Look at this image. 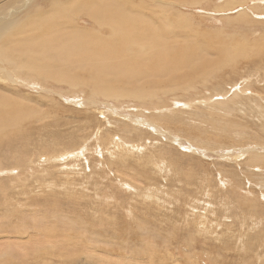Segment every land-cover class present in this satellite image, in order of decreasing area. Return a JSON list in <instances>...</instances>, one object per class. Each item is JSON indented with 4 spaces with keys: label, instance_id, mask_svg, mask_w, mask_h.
<instances>
[{
    "label": "rangeland",
    "instance_id": "rangeland-1",
    "mask_svg": "<svg viewBox=\"0 0 264 264\" xmlns=\"http://www.w3.org/2000/svg\"><path fill=\"white\" fill-rule=\"evenodd\" d=\"M44 1L36 0L35 5L44 6ZM201 3L187 7L184 14L191 18L188 29L195 32L196 37L191 36L197 39V44L202 49L211 47L208 54L202 53L208 56L210 66L206 67L210 69L187 72L183 79L176 80L183 85L193 83L190 89L184 86L176 90L175 86L167 87L171 81L167 86L161 82L169 92L158 93L154 100H159L157 105L162 110L156 113L171 118L170 124H162L167 138L121 117L139 115L138 118L145 119L149 114L140 113L145 102L108 101L91 94L87 85L75 90L63 82L43 80L36 75L31 80L21 79L34 87L19 86L16 91L8 86L0 88V93L28 104L32 110H25L23 104L24 112L34 115L16 128L0 132V172L18 167L11 173H0V264H264V176L259 175L258 169L252 171L254 176L246 171L244 163L251 154L241 158L242 152L237 151L232 154L237 158L234 162L223 157L231 151L232 139L241 144L237 139L243 133L222 134V129H215L210 120L213 116L222 117L220 120L225 122L250 124L245 129L251 134L252 129L264 123V0H201ZM88 24L86 19L84 26L89 27ZM216 46L221 47L226 57L218 54ZM248 78L251 80L246 84ZM245 88L250 92L243 95ZM89 96L98 98L95 108L84 107ZM108 102L112 107L107 106ZM218 102H228V107L235 108L233 114L224 111ZM139 105L140 111L136 110ZM146 107L144 112H153L150 105ZM250 108L254 111L252 115L247 114ZM136 111L139 113H133ZM123 124L138 129L132 133L139 135L137 140L142 137L145 143L151 139L152 145L140 154L148 156L160 148L168 150V161L173 164L170 173H161L152 166L144 168L138 164V154L126 163L120 160L114 165L104 152L100 161V156L92 151L96 136L100 138L109 129L115 134ZM192 133L199 135L196 138L199 142L190 138ZM84 137L89 151L79 158L80 166H84L83 176L66 170L72 166V158L56 164L49 161L55 152L60 153L73 142L80 143ZM202 137L211 141L210 146L202 140L201 144ZM250 146L256 145L246 141V148ZM86 166L90 167L88 171L84 169ZM220 173H234L230 175L236 182L235 186L231 184L233 189L228 183L225 189L220 187L218 181L223 176ZM47 176L56 183L53 190L39 188L44 182L42 177ZM67 179L69 186L65 184ZM118 179L141 189L151 185L149 189L161 199L159 205L140 201L135 205L130 197L133 191L119 185ZM72 180L76 182L72 184ZM100 192L104 202L95 199ZM109 195L114 199L105 203ZM225 203H230L229 212L222 207ZM132 206L135 209L130 214L127 208ZM200 215L204 224L196 225L194 220Z\"/></svg>",
    "mask_w": 264,
    "mask_h": 264
},
{
    "label": "bare ground",
    "instance_id": "bare-ground-1",
    "mask_svg": "<svg viewBox=\"0 0 264 264\" xmlns=\"http://www.w3.org/2000/svg\"><path fill=\"white\" fill-rule=\"evenodd\" d=\"M35 2L36 0H0V88L8 86L15 90V88H20L19 86L34 87V85L27 84L26 81L21 79L31 80L36 78L34 77V75H36L41 79L43 78V80L51 79L58 83L63 82L75 90L83 84L87 85L91 90V94L98 95L100 98L103 97L108 101L114 100L116 102H124L125 100H136L140 104L145 102L146 105H150L153 108V112H144L147 110L146 105L143 109L140 105L136 109L138 111L142 109L140 113L144 115L149 114L143 117L145 119H140L138 118L139 115L132 114V118L128 115H122L121 117H126L129 121L136 122L138 125H145L149 127V129L155 130L157 135L165 137L168 132L163 131L165 129L162 124L164 122L165 124H170L171 118L156 113L160 110L159 107L161 106L157 105L158 99L157 101L154 100V96L156 97L158 93L162 91L169 92L167 88L164 89L161 82L167 86L169 81H171L170 85L167 87L175 86L176 90L184 88V86L190 89L193 83L190 84V82H185L187 85H183L182 83L178 84L176 80L183 79V77L187 75V72L195 73L197 71L200 72L201 69L205 70L209 68L206 67L210 64L208 56H204L205 54L202 53L206 51V54H208V52L212 51L211 47L208 45L205 49H202L197 44L195 32L193 33L192 30L188 29V25H190L188 22L191 18L184 14V10L187 7L201 5V0H45L44 6L41 4L36 6ZM228 2L230 3V1ZM245 18L246 16L243 17V19ZM86 19L89 20V27L84 26ZM216 48L218 49L219 55H224L221 47L216 46ZM201 49V54L196 58V54ZM238 50L240 53L242 52L241 48H238ZM224 57L226 56L224 55ZM239 57H242V55L237 58ZM228 59L231 58L229 57ZM228 59H225L226 64L228 63L227 61H229ZM210 62L212 63V60H210ZM250 80L251 78L246 79V84H248ZM246 89L247 88L243 91V95L250 92V90ZM57 93L59 94L60 92H56V94ZM236 95L239 94L236 93ZM60 97L63 98L61 95ZM96 99L89 96L84 101V107L89 106L95 108V106H97ZM255 100L256 99H254V101ZM75 103L77 104V101ZM23 104L25 103L17 102L11 97L0 93V132L7 128H16L23 122L34 117L32 113L27 114L24 112L22 108ZM228 104V102H218L217 105L222 106L224 111L228 113L235 109L228 107ZM255 104L257 105V103ZM108 105L112 107V103L108 102L107 106ZM261 108L263 110L262 106ZM92 109L93 108H91V110ZM25 110L32 109H30L28 104H25ZM253 112L254 111L250 108L247 114L252 115ZM133 113L139 112L136 111ZM256 113H258V111ZM210 118L214 123L215 129H222V134L226 133V131H231L232 133L241 131L243 133L242 136L237 139L242 141L241 144L237 142L235 138L232 139V142H234L232 143L230 141L231 143L229 146V150L231 151L226 153V156L223 155V157L226 160L228 159L234 162L237 158L235 159V157H232V154L237 151L242 152L241 158L246 156V154H251V157L246 161L247 163H244L246 165V171H248L250 176H254L256 174L252 171L258 169L261 172L259 175L264 176V123H262L260 127H257V129H252V127L251 132L254 134H251L250 131L247 133V127H250V124L249 126L247 124H241L240 122L239 124L235 121L225 122L222 119L220 120L222 117L214 118L212 116ZM234 126L240 128L235 129ZM159 129L161 131H159ZM136 130L138 129L136 128ZM136 130L129 127L127 124H123V127L118 129L115 134L112 129H109L108 132H105L100 138L96 136L95 140L97 142L95 147L92 148V151L94 149L95 153L100 156V161L102 160L101 153L104 154V152H106L114 165L115 162L118 164L120 160L126 163L130 157L138 154L139 157L136 158L138 164L144 168L152 166L155 169H159L161 173H170L172 170L171 165L173 166V164L168 161L170 159L167 153L168 150L166 151L165 149L158 148L159 150L157 153H150L148 156L142 155L143 153L140 154L144 148L146 149L147 146L151 144V139L146 140L145 143L142 137L137 140L139 135L134 134L135 136H132V133H135ZM189 136L195 142H199L196 141L199 135L195 136L192 133ZM84 138L85 139L82 138L80 143L73 142L68 148H63L60 153L55 152V156L49 158V161L52 160L50 162H55L54 164H56L57 162H64L66 159L72 158V160H74L72 166L70 168L67 167L68 169L66 170L72 172L74 175L83 176L81 171L84 166H80L79 158H84L89 151L86 145L88 140L86 137ZM201 140L205 141L209 144L208 146H210L211 141L208 140L207 142L205 137H202L200 141ZM248 140L252 145L254 144L256 146L246 148V141ZM203 143L204 142L201 144ZM199 147H202V145ZM205 148H207V146ZM69 149L72 150V152L66 151ZM252 153L255 154L252 155ZM31 163L32 161H30V164ZM119 164V169L122 170V164ZM40 165L41 164H39V166ZM84 169L88 171L90 167L86 166ZM16 170H18V167L5 169L0 173H11ZM108 171L111 175L112 170L109 169ZM108 171L104 173L107 174ZM177 173L180 174V172ZM234 173H220V175H223L218 181L221 188L225 189L228 183V186L230 184L231 189H233L231 184L235 186L236 182L234 178H230V175L232 177ZM86 175L89 176L90 174ZM47 177H42L44 182L39 188L42 187L53 190L52 188L55 187L56 183L54 180ZM148 179L153 180L151 177ZM118 180L119 185L122 184L124 188L126 187L131 192L133 191L130 197L131 202L135 205L139 201L143 204L150 203V206L159 205L161 199L149 189L151 185L145 187L148 189H141L136 185L126 182L122 183V180ZM123 180L126 179L124 178ZM81 181H83L84 185L87 184L83 178ZM74 182L76 181L72 180V184ZM65 184L69 186V179L65 181ZM263 184L264 181L262 185ZM208 187L209 189L211 188V183H209ZM263 193L261 192V194ZM106 194L108 195V192ZM96 195L97 197H94H96L95 199L97 201L104 202V196L101 192ZM109 196L111 197H105V203L113 201L114 197L112 195ZM222 207L229 212L230 203H225ZM133 208V206L127 208V212L133 214ZM255 209L256 208H251L252 211ZM253 217L255 218V216ZM203 220V215H200L194 222L196 225H203ZM254 226L256 227L257 225L254 224Z\"/></svg>",
    "mask_w": 264,
    "mask_h": 264
}]
</instances>
